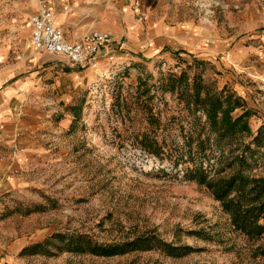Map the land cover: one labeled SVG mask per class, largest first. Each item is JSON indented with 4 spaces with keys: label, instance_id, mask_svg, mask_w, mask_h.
<instances>
[{
    "label": "rangeland",
    "instance_id": "rangeland-1",
    "mask_svg": "<svg viewBox=\"0 0 264 264\" xmlns=\"http://www.w3.org/2000/svg\"><path fill=\"white\" fill-rule=\"evenodd\" d=\"M30 1L0 0L1 62L28 44ZM84 5L114 11L122 27L127 10L144 30L172 33L163 51L123 36L97 50L94 67L56 66L75 80L60 83L43 116L39 150L10 169L0 194V264H264V234L249 239L234 230L208 187L237 170L264 177V132L260 146L251 142L264 130V0ZM216 95L223 107L228 97L239 100L231 115L249 113L248 134L218 139L203 100ZM241 153L239 168L232 159ZM55 236L101 246L147 236L159 243L98 257L88 247L66 249ZM165 245L184 253L171 255Z\"/></svg>",
    "mask_w": 264,
    "mask_h": 264
},
{
    "label": "crops",
    "instance_id": "crops-1",
    "mask_svg": "<svg viewBox=\"0 0 264 264\" xmlns=\"http://www.w3.org/2000/svg\"><path fill=\"white\" fill-rule=\"evenodd\" d=\"M46 1L55 16V26L69 42L79 39L87 32L95 31L109 34L113 41L124 36L139 45L145 42L141 40L139 43L141 36L142 39L153 42L155 50L163 51L168 44L167 34L172 33L170 27L162 26L144 30L142 25L130 22L127 10H124L126 24L122 27V16L103 9L86 10L85 0ZM77 8L79 13H69L70 10H78ZM30 11L25 21L28 44L18 43L22 48L17 50L19 53L15 54L12 62H1L0 58V194L8 189L13 163L22 161L39 150L43 116L51 114L53 104L57 103L60 83L73 84L75 80V76L71 75L72 71L66 69L68 74L64 78L56 71L58 66L64 69L74 67L32 49L28 19L36 11V0L30 1ZM13 44L12 48L16 49ZM22 51L26 52L23 54ZM89 74L88 70L87 75Z\"/></svg>",
    "mask_w": 264,
    "mask_h": 264
},
{
    "label": "trees",
    "instance_id": "trees-1",
    "mask_svg": "<svg viewBox=\"0 0 264 264\" xmlns=\"http://www.w3.org/2000/svg\"><path fill=\"white\" fill-rule=\"evenodd\" d=\"M193 102L199 103V94L197 88L193 85ZM226 99L225 97L223 98ZM206 104L205 116L208 120L209 128L218 136V139H225L233 136L236 133H249L247 126V118L249 113L244 111L239 116L233 117L231 113L240 107L238 99H226V106H222V100L216 96H208L203 99ZM202 103V101H201ZM264 130L258 129L256 135L251 142L254 147L260 146ZM252 153L250 152L249 157ZM233 163H237L241 168L245 165L246 158L242 155L232 159ZM211 193L217 200L226 214L230 217V224L234 230L247 236L249 239H257L264 234V177L263 178H248L243 175L240 170H237L232 176L227 179H219L213 184H208ZM54 238L66 239V249H74L75 251L83 250V247H88L92 254L98 257H110L116 254H122L121 251L135 250L142 245L150 243H159L151 237H137L133 240L126 241L114 245H98L94 243L88 244L83 242V238L75 236L65 238L55 236ZM85 245V246H83ZM171 255H180L184 253L182 248H173L164 246Z\"/></svg>",
    "mask_w": 264,
    "mask_h": 264
},
{
    "label": "built area",
    "instance_id": "built-area-1",
    "mask_svg": "<svg viewBox=\"0 0 264 264\" xmlns=\"http://www.w3.org/2000/svg\"><path fill=\"white\" fill-rule=\"evenodd\" d=\"M30 43L32 49L58 58L70 67H94V57L98 49L108 44L110 35L87 32L75 41H66L55 26V16L46 0H36V11L29 19Z\"/></svg>",
    "mask_w": 264,
    "mask_h": 264
}]
</instances>
